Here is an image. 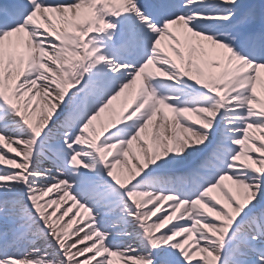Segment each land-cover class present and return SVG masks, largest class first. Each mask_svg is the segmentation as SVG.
<instances>
[{"label": "snow or ice", "instance_id": "6c2138e0", "mask_svg": "<svg viewBox=\"0 0 264 264\" xmlns=\"http://www.w3.org/2000/svg\"><path fill=\"white\" fill-rule=\"evenodd\" d=\"M0 264H264V0H0Z\"/></svg>", "mask_w": 264, "mask_h": 264}]
</instances>
